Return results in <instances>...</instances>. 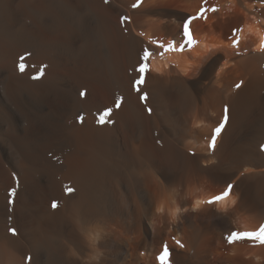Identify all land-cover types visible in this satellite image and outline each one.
<instances>
[{
    "label": "bare ground",
    "instance_id": "bare-ground-1",
    "mask_svg": "<svg viewBox=\"0 0 264 264\" xmlns=\"http://www.w3.org/2000/svg\"><path fill=\"white\" fill-rule=\"evenodd\" d=\"M261 224L264 0H0V264H264Z\"/></svg>",
    "mask_w": 264,
    "mask_h": 264
},
{
    "label": "snow or ice",
    "instance_id": "snow-or-ice-1",
    "mask_svg": "<svg viewBox=\"0 0 264 264\" xmlns=\"http://www.w3.org/2000/svg\"><path fill=\"white\" fill-rule=\"evenodd\" d=\"M105 2L107 3L108 0H105ZM205 3H207V0H204ZM138 4H133V7H137ZM208 9L202 7L198 13V16L197 17H193L192 19H197V18H205L204 14L205 12L207 11ZM218 9H216L215 7L211 8V11L213 12H216ZM125 20H127L128 18L127 17H124ZM190 23V21H189ZM233 31H240V29H234ZM183 36L186 38V42L188 45H193L195 43V41L192 39V36L189 32V28H188V24L185 23L184 26H183ZM234 44L238 45V41H233ZM160 47H165V45L161 44L159 45ZM167 49L168 50H180L182 51L183 50V45L180 46L179 49H177L175 47V44L170 42L167 44ZM151 53L148 51V50H144L143 51V55L142 57H140V60L142 61H147L150 57ZM23 59V58H21ZM21 67V70H23V64L20 65ZM147 64H141V67L139 68V71L141 73L145 72L147 70ZM38 78V77H37ZM144 81L143 79H138L134 82V86L136 85H140V84H143ZM241 86V84H237L236 87L239 88ZM137 91H140L139 87L136 88ZM81 95L83 96L84 93H81ZM122 99V98H121ZM121 99H117L115 101V107L116 108H120L121 106ZM140 99L143 100V101H146L147 100V93H144L143 95L140 96ZM111 111L112 109L108 108V109H105L103 114L99 117V120L101 123H103L106 119V117H108L110 114H111ZM149 113H151V109H148ZM224 112H225V115L223 117V119L217 124V126L212 130V135H211V139H210V143H209V147L211 149H215L216 148V142H217V138L220 136L223 128L225 127V124L228 120V116H227V112H228V109H227V106H225V109H224ZM80 119L82 120L83 118L80 117ZM157 143H161V141H157ZM233 189V184L231 182L227 183V186L226 188L219 194L217 195H213L210 199L206 200V201H203V203H207L209 205H212V204H215V203H218L224 199H226L231 191ZM69 191H73V189H68ZM11 194H15V189L12 190V193ZM52 207L53 208H56L57 207V204L56 202H53L52 203ZM9 231L12 233V235H16L17 234V231L15 228H10ZM226 240L229 244H232L236 241H244V240H251V241H255L256 243L260 244V245H264V224H261L259 226V228L256 230V231H245V232H239V231H232L230 235L226 236ZM177 244L180 245V247H183L182 244H180L179 241L176 242ZM170 253H169V250H168V246L167 244H165L163 246V252L161 255L158 256V259L161 261V264H169L168 262V257H169Z\"/></svg>",
    "mask_w": 264,
    "mask_h": 264
},
{
    "label": "clouds",
    "instance_id": "clouds-1",
    "mask_svg": "<svg viewBox=\"0 0 264 264\" xmlns=\"http://www.w3.org/2000/svg\"><path fill=\"white\" fill-rule=\"evenodd\" d=\"M161 210V209H158V211Z\"/></svg>",
    "mask_w": 264,
    "mask_h": 264
}]
</instances>
